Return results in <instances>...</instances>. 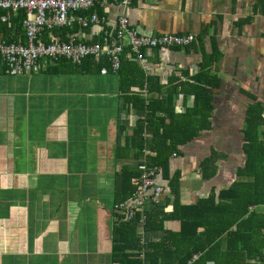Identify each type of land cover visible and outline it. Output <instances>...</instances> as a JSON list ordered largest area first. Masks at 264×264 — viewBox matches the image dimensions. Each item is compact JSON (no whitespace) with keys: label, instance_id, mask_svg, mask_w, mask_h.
<instances>
[{"label":"crops","instance_id":"crops-1","mask_svg":"<svg viewBox=\"0 0 264 264\" xmlns=\"http://www.w3.org/2000/svg\"><path fill=\"white\" fill-rule=\"evenodd\" d=\"M93 12L105 21L46 30L43 39L93 43L105 30L114 33L125 15L141 32L193 33L196 40L142 49L141 60L126 46L118 73L105 54L81 65L43 57L39 73L21 76L0 60V264H114L113 206L124 198L123 169L127 175L138 167L132 137L148 115L147 105L131 101L136 97L150 100L147 111L156 118L167 120L172 112L184 125L201 127L169 156L168 178L158 174L160 206L172 207L168 182L175 174L182 205L254 182L242 174L243 145L255 104L263 120L258 138L264 139V0H96L86 13ZM24 15L29 17L25 10H0V41L27 43ZM62 28L72 33L62 37ZM210 78L216 83L207 88L211 110L206 115V103L191 118L193 93ZM262 189L263 204L248 209L264 220V178ZM151 208L148 203L145 211ZM179 227L173 220L163 224L173 233ZM163 232H146L144 241L161 240Z\"/></svg>","mask_w":264,"mask_h":264},{"label":"trees","instance_id":"trees-1","mask_svg":"<svg viewBox=\"0 0 264 264\" xmlns=\"http://www.w3.org/2000/svg\"><path fill=\"white\" fill-rule=\"evenodd\" d=\"M63 28L62 37H65L67 31L72 33L71 29ZM215 86V81L210 78V81L201 84L198 91L193 93V108L187 110L191 118L203 112L206 103L209 104L205 107L206 115L209 113L211 92L207 88ZM131 101L140 102L139 106L147 105L145 110H151L150 100L142 101L136 97ZM147 110L148 115H144L142 121L139 120L132 137L138 147V167L131 174L126 175L125 170L128 169H123L122 172L127 183L122 202L131 198L139 189L144 164L150 168L156 167L158 174L162 172L168 178L169 156L178 145L186 144L201 130L198 124L184 125L172 112L170 118L164 120L163 116L156 118ZM260 113L261 108L256 104L250 106L244 130L243 149L246 160L242 174L253 176L254 182L234 183L220 191L217 197L212 194L197 204L182 205L179 202V176L175 174L169 177L172 207L167 210L164 206L153 205L151 202L144 205V233L164 231L162 239L145 241L143 245L144 237L138 227V218L131 221L116 220L113 227L114 264H250L251 261L264 259V220L260 211L248 209L263 204L264 177L260 172L264 171V139L258 138L259 129L263 126ZM148 203L152 208L146 212L145 206ZM167 220L181 223L177 233L163 229Z\"/></svg>","mask_w":264,"mask_h":264},{"label":"built area","instance_id":"built-area-1","mask_svg":"<svg viewBox=\"0 0 264 264\" xmlns=\"http://www.w3.org/2000/svg\"><path fill=\"white\" fill-rule=\"evenodd\" d=\"M127 5L131 0H113ZM96 0H0V10L19 11L25 10L29 17L23 20L27 43L0 41V60L8 72L21 76L40 72L39 60L43 57L58 61L64 58L69 63L81 65L88 57H98L105 54L108 58L110 69L118 73L122 65V54L127 46L137 59H143L142 49L186 47L196 40L193 33L153 34L141 32L130 25L125 15H120L114 33L105 30L101 40L86 43L75 37L68 40L43 39L46 30L52 31L58 27L78 24L87 27L89 24L105 21V17L96 12L87 14L95 6ZM6 18V16H3ZM107 70L104 69L103 73ZM137 115H133V118ZM158 169L150 168L144 164L139 189L126 201L116 203L113 210L116 220H136L141 235H144L146 214L144 205L151 202L153 205L162 204L163 187L157 182ZM139 215V216H138ZM145 241L143 240V245Z\"/></svg>","mask_w":264,"mask_h":264}]
</instances>
